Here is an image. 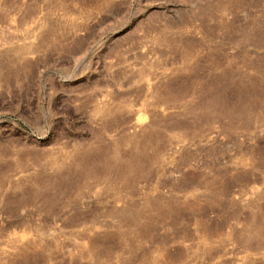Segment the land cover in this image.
Masks as SVG:
<instances>
[{
    "label": "rangeland",
    "instance_id": "rangeland-1",
    "mask_svg": "<svg viewBox=\"0 0 264 264\" xmlns=\"http://www.w3.org/2000/svg\"><path fill=\"white\" fill-rule=\"evenodd\" d=\"M145 144L129 169L109 157ZM89 148L109 180L75 175ZM53 159L63 192L40 183ZM158 195L204 208L175 224L146 208ZM180 250L174 264H264V0H0V264Z\"/></svg>",
    "mask_w": 264,
    "mask_h": 264
},
{
    "label": "bare ground",
    "instance_id": "bare-ground-1",
    "mask_svg": "<svg viewBox=\"0 0 264 264\" xmlns=\"http://www.w3.org/2000/svg\"><path fill=\"white\" fill-rule=\"evenodd\" d=\"M155 137H157V135ZM147 147H148V145H146V144L145 145H141V147H140V151L141 152H138V153L130 152L129 154H127L126 156H123V157L122 156L119 157L117 154H112L109 157L118 159V161H121V164L123 165V168H128L129 169L133 164L136 163V161H139L143 157H147V156L143 155V153H144L143 150L146 149ZM153 148L155 150V155L153 154V156H152L151 159H153L154 157L160 158V152H161V149L163 148V146H161V145H155V146H153ZM83 152L82 153H79V154L77 152H75V153H73V154H71V155L68 156V159H70L72 161L71 164L74 165V170L76 171L75 172V175H79L78 177L81 180H88V181L91 180V179H94L96 181L109 180V179H107L108 178L107 176L109 175V169H108L109 167H107L106 165H104L101 168V167H99V163H96L95 160H94L96 158L101 157L100 155H101L102 152H98L97 153L93 149L90 150V148L87 149V151L84 154H83ZM94 153H96L97 155H95ZM139 153L142 154V156H139L138 155ZM124 158H126V160ZM148 159L151 160L150 159V156H149ZM146 160H147V158H146ZM138 164H139V162H138ZM51 166L55 170V173H56L55 174V178L53 180H51V181H48V182L40 181V183L45 187V190H49V191L50 190H53V191H59V192L61 191V192H63L59 188L60 185L58 183H56V180L59 177H61L63 179L66 177V175H65L66 172H64V170L68 166H67V164H65V162H59L56 159H53L52 160ZM135 167H133V168H135ZM123 172L124 171H122L121 173H119L113 179L114 180L113 182H115V181L116 182L123 181L124 180ZM130 174H132V173H130ZM100 176H102V177H100ZM129 176H131V175H129ZM36 178H37V180H40L41 179L40 175L36 176ZM88 181H85V183H87ZM202 185H203L202 183L201 184L199 183V184L195 185L196 188H190L189 186H187V187H183L182 186L179 191L180 192H183L184 193V196H186V194H189V192H194V193L198 194L200 192V190L197 189V188H203L204 186H202ZM50 186H52V187H50ZM52 193H54V192H52ZM49 196L50 195H46V197H43L42 198V201L43 202L46 201L45 202L46 204H47V202H49L48 205L49 204L56 203L58 201V197H57L58 195H56L55 197L54 196L49 197ZM197 200H198V198H197ZM197 200H195L194 202H192L190 204L188 202H184V205H182L178 201L175 202L173 200H170V201H168V204H166V207L163 208V207L160 206L161 201H162V196L161 195H158L156 198H154L153 200H150L149 203H147L148 206L146 208L149 210V212L151 214L153 212L157 217L159 215L161 216V215L167 214L168 216L171 217V219L173 220V222L175 224H177L179 222V220H181L182 218H184V217L187 216V211L186 210H188V211L189 210H193L192 212H194V213L196 211L203 210V208H204L203 205L198 204ZM49 206H51V205H49ZM146 212H147V210H146ZM146 212L143 211V212H141L139 214H140V216H142ZM116 214H118V216L122 217L124 220H127V217H126L127 214H125L124 212H118ZM130 216L133 219L132 224L134 226H136L137 222L139 221V217L138 216H133V215H130ZM150 218H152V216H150ZM144 228H145V226H143V228H142L141 231H143ZM185 253H186L185 250H180L178 254L169 255L168 264H174L175 262L179 261V259H181L183 257H186L185 256Z\"/></svg>",
    "mask_w": 264,
    "mask_h": 264
}]
</instances>
